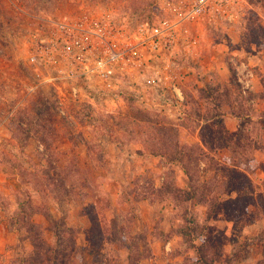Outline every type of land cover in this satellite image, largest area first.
Masks as SVG:
<instances>
[{"label": "rangeland", "instance_id": "obj_1", "mask_svg": "<svg viewBox=\"0 0 264 264\" xmlns=\"http://www.w3.org/2000/svg\"><path fill=\"white\" fill-rule=\"evenodd\" d=\"M169 1L0 0V264H264V0L189 25L180 108L144 76L29 91L50 20Z\"/></svg>", "mask_w": 264, "mask_h": 264}, {"label": "built area", "instance_id": "obj_2", "mask_svg": "<svg viewBox=\"0 0 264 264\" xmlns=\"http://www.w3.org/2000/svg\"><path fill=\"white\" fill-rule=\"evenodd\" d=\"M239 1L170 0L166 15L129 25L109 15L50 20L33 41L28 60L35 83L29 91L65 80L73 83L69 92L76 97L80 86H111L119 76L137 82L144 76L142 83L169 87V104L180 108L185 98L171 61L176 48L188 36L190 24L231 20L232 7ZM60 111L66 115L63 106Z\"/></svg>", "mask_w": 264, "mask_h": 264}, {"label": "crops", "instance_id": "obj_3", "mask_svg": "<svg viewBox=\"0 0 264 264\" xmlns=\"http://www.w3.org/2000/svg\"><path fill=\"white\" fill-rule=\"evenodd\" d=\"M257 52H258L257 54H254V57L259 60L260 59V55L259 54H261V53L259 51H257ZM0 126H1V124H0ZM0 131H1V128H0Z\"/></svg>", "mask_w": 264, "mask_h": 264}, {"label": "trees", "instance_id": "obj_4", "mask_svg": "<svg viewBox=\"0 0 264 264\" xmlns=\"http://www.w3.org/2000/svg\"><path fill=\"white\" fill-rule=\"evenodd\" d=\"M200 248H201V247H199V249H200ZM200 251H202V249H201V250H199V252H200Z\"/></svg>", "mask_w": 264, "mask_h": 264}]
</instances>
